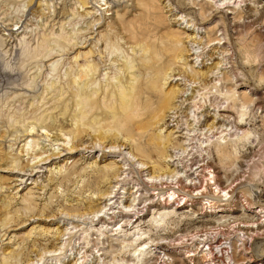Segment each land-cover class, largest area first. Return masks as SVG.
<instances>
[{"label":"rangeland","instance_id":"rangeland-1","mask_svg":"<svg viewBox=\"0 0 264 264\" xmlns=\"http://www.w3.org/2000/svg\"><path fill=\"white\" fill-rule=\"evenodd\" d=\"M82 1L0 0V39H11L0 47V61L13 72L18 69L26 80L21 86L18 78L0 82V264L131 262L132 251L145 241H131L136 218L119 213L133 197L135 209L149 207L142 212L145 223L141 229L147 242L160 243L151 247V253L166 252L174 264H202L199 258L182 259L183 253H174V245L180 236L189 239L207 232L214 237L217 232L222 242L231 245L228 252L233 264H264V226L255 232L250 228L257 221L253 213L264 208V0ZM142 3L152 6L150 17L142 15ZM119 15L123 18L118 19ZM114 21L133 23L132 30L139 27L137 31L146 36L156 33L145 39L158 47L161 40L166 43L168 33L180 39L175 45L181 56L171 60L167 71L172 76L161 81L163 92L179 91L178 97L171 102L165 120L152 125L149 134L172 133L181 138L162 150L151 149V158L144 146L140 155L134 143L121 135L99 142L90 131L76 144L65 132L29 125L28 113L22 117L18 113L29 111L31 105L39 106L40 112L67 97L64 93L40 107L54 95H47L45 88L50 83L64 88L67 74L81 66L97 67L94 74L98 78L91 85L95 89L117 83L126 74L122 66L131 60L135 61L129 74H152L139 65L144 44H133L131 30L120 33ZM61 33L76 44L73 50L65 51L51 42L52 56L36 57L42 36L52 34L57 40ZM32 75L36 77L30 88ZM19 117L21 122L14 124ZM65 118L57 116L69 126L70 117ZM241 119L244 124H239ZM227 143L226 156L216 157V150ZM172 153L180 156L189 178L199 174L201 165L208 166L216 183L233 198L234 202H219L227 210L196 215L205 210H200L197 201L191 206L187 203L166 220L164 230L154 227L151 212L161 210V197L156 193L172 187L151 188L145 179L157 175L159 169L168 171L163 156ZM132 155L147 168L133 169ZM105 171L109 175L103 177ZM185 184L180 178L179 189ZM206 193L211 196L210 188ZM207 218L211 220L203 221ZM117 225L121 232L116 233ZM235 230L247 234L237 236Z\"/></svg>","mask_w":264,"mask_h":264},{"label":"bare ground","instance_id":"bare-ground-1","mask_svg":"<svg viewBox=\"0 0 264 264\" xmlns=\"http://www.w3.org/2000/svg\"><path fill=\"white\" fill-rule=\"evenodd\" d=\"M87 3L88 2L85 0L82 1V4ZM141 6L143 7L142 15H144L145 17H150L152 6L147 3H142ZM122 18L123 16L119 15L118 19ZM113 23L116 24V30L120 31V33L131 30L129 34V39L133 40V44L139 46L144 44V48L142 50V58L138 59L139 65L141 68H143V71H149L152 74H139L138 77L134 76V74H129L128 71L133 69L135 61L131 60L130 63H128L127 65L124 64L122 66V70L126 74L117 78V83L112 84L108 82L106 83L105 89H103L102 87L95 89L91 88V85L98 78V74H94L97 70V67L94 65L84 64L85 66H81L80 69L74 74H67V78L64 83V88L55 87V85L50 83V86L48 88H45V91H49L47 92V95H50L51 93H53L54 95L49 99L43 98L44 100H47L46 102L42 103L40 107H42L43 105H47L53 98H56L57 96L62 97L64 93L68 94L67 97H65L64 99H59L58 102L54 103L47 109H44L40 112L38 111L40 109L39 106L31 105L29 111L25 113H21L20 111H18V113H20L19 115L21 117L27 115L28 113L26 120L30 121L27 122L29 125H37L40 129H49L57 130L59 132H65L66 135L71 136L72 140L75 141L76 144L81 143L84 140V136L86 137V135L90 131H92V133L94 134L93 138H95L99 142H104L107 141L108 138H113L117 137L118 135H121L123 139L130 140L132 143H134L135 149L137 151H140V147L144 146V153H146V155L151 158V149L157 148L162 150L165 145H170V143H176L175 139L181 138V135L174 137L172 133L166 135H161L162 133L160 134V132L156 135L149 134L152 125L155 126L160 121H163V119L165 120L164 115L166 111L170 108L171 102L178 97L179 91L177 92L174 90H169L167 92H163V84H161V81L166 80L168 76H172L171 74H167V71L170 70V65L172 62L171 60H174L177 57L181 56V50L175 45L177 42H179L180 39L178 38V34L168 33L165 36L166 43L161 40V46L158 47L155 43L147 42V40L145 39V37L155 36L156 33H152L151 35L146 36L148 33L143 35L141 31H137V29L139 30V27L134 28L132 30L133 23H129L128 25L120 22L116 23V21H114ZM10 32L12 31L10 30ZM13 33L9 34L8 36L13 35ZM50 36H42L40 43L41 47L36 54V57H40V60L50 58L52 56L50 53V51L52 50L51 42L53 43V45H58L59 48L66 49L65 51L68 52L73 50L74 46H76V44H70L72 39L65 34H62V37L57 40L53 39L52 36ZM10 40L11 39H0V47H2L3 45L6 46V44L8 45ZM24 52L25 51L23 50L21 51V57H23ZM85 59L87 62V58ZM164 61H166V63H164ZM13 71V69H9L6 66H3L0 61V82L3 84L6 82L10 83L13 78H18L17 82L22 83L20 84V86L23 85L26 81L25 76L23 74H18V69L16 72ZM196 75L198 74H194V76ZM35 77L36 75H32L30 79L31 83L29 82L30 84L28 85V87H33V81L35 80ZM56 109H58L57 112L52 113V111ZM224 109H221L220 111H224ZM48 111L50 112L47 113ZM57 116H60L61 118L63 117L64 119H66L65 117H70V121L72 123L69 126H65L63 122L64 120L57 119ZM241 116H243V114H241ZM188 118L189 117H187V119ZM19 119L20 117L18 119H15L16 122L14 124L20 123L21 121L19 122ZM239 124H244L242 122V119L240 120ZM242 134L244 137L248 136V133ZM109 142L112 141L109 140ZM200 143L202 144V142ZM228 145L229 144L227 143L224 144L222 147H219V149L216 150L215 156H222V158L226 156V154L228 153ZM142 154L143 151H140V155ZM172 154H167L163 156V158H165L164 161L166 163V168L168 169V171L159 169L157 175H147L145 179L146 183L150 184L151 188L155 186L162 187L163 185H170L172 187L164 191L163 193H156V195L161 197V199L158 200V202H160L161 210L158 211L159 209H153L151 212V214L153 215L151 217V223H153L154 227L164 230L163 227H165L166 225V220L174 218L175 215L178 214L177 210L186 205L187 203H190L189 206H191L192 203H195L197 201L201 207L200 210H205L203 213L201 212L196 215H203L204 213L214 214L215 212L218 213L227 210L226 208H223V206L226 204L219 202L233 201V198L231 197V195L228 194L226 189L220 187L216 183V181L214 180L213 172L208 171V166L204 164L201 165L199 167V174L193 171L196 175L195 178L192 179L189 178L187 174L185 175L186 171H184L183 166H181L183 163L180 164L181 162H179V160L181 161L180 156L178 157L177 154ZM188 155L189 154L187 153L185 158H188ZM4 157L5 159H7V156ZM130 157L132 158L129 159L131 160L130 162H132L133 169L141 171L147 168L143 162L141 163L140 161L135 160L133 155ZM195 157L197 156H194V158ZM169 164H171L170 167ZM163 168L165 167L163 166ZM189 168L190 170L192 169L191 166ZM108 172H103V177L108 176ZM206 176H208V178L206 180H203ZM119 177L120 175L117 174V181H119ZM180 178H183V181L186 183L185 188L179 189L178 183ZM194 180L197 181L193 182ZM208 182H210V184H208L209 186L207 185ZM203 183H205L206 186L202 185ZM196 185L198 186L196 187ZM208 188H210L211 190V196L206 193V190ZM135 192H137V190ZM194 195L196 196V198H194ZM165 196L167 198H165ZM246 200L247 199H243V201L245 202L244 205H247V208H252L251 202H248V200ZM135 202L136 198L133 197V199L128 205L123 206L124 209L122 210L124 212H120L119 214L124 217H126V215H130L129 217L136 218L133 221L134 231L132 233V236H130L131 241L134 243L137 241L145 242L139 245V247L134 248V250L130 254V256L132 257L131 262H124V264H174L171 256H169V254L166 252H163L158 249L154 251L156 254L151 253V247L155 246V249L156 246L160 245V243L154 244V241L152 240L147 242L146 232H142L141 229V227L145 223L142 220V212L148 210L149 207H144L143 210L135 209V206H137ZM189 211H191V209L185 210L183 211V213H188ZM253 214L257 217V221H254V223H250L252 225L250 226V228H253V232H255L254 229L258 230V226H264V208H258V211ZM210 220V218H207L203 221ZM124 222L130 223V221L128 220ZM118 230L120 231L121 227L118 228L117 225V229L115 230L116 233ZM234 232H236V230ZM216 234L212 236H216ZM237 234V236H244V234L247 233H244L242 232V230H239ZM195 236L209 235H207V232H204L203 235H197V233H195L191 235L189 239L182 238L180 236V238H178L179 240L177 239L178 242L174 245V253H183L182 259L187 260L188 262H192L195 258H199L202 264H216L215 262H213L214 254L218 252H226L231 247V245H229V249H225L224 247H221L222 245L216 244L214 241H210L208 239L205 240L204 245L196 246L194 243ZM118 237L126 238L128 236ZM240 243L241 247V245H243L242 241ZM233 249H235V247H233ZM152 259L154 260L151 263ZM229 262H232V260L230 259ZM1 264H7V262L2 261ZM219 264L229 263L222 260Z\"/></svg>","mask_w":264,"mask_h":264},{"label":"built area","instance_id":"built-area-1","mask_svg":"<svg viewBox=\"0 0 264 264\" xmlns=\"http://www.w3.org/2000/svg\"><path fill=\"white\" fill-rule=\"evenodd\" d=\"M217 235V234H216ZM220 237L222 236H214V237H211V236H202V237H197V238H194V243L195 245L197 246H202L204 245V242L206 239L210 240V241H214L216 244H220L222 245L221 247H224L225 249H227L229 246V243H225V242H222L220 240ZM228 246V247H227ZM205 248V247H204ZM203 248V249H204ZM229 249V248H228ZM229 251V250H228ZM226 251V252H218L216 254H214V258H213V262H215L216 264H219L222 260L225 261V262H228L229 264H233L232 262H229V260L231 259V256L229 254V252ZM232 260V259H231Z\"/></svg>","mask_w":264,"mask_h":264}]
</instances>
